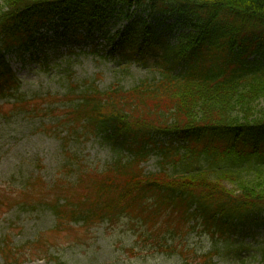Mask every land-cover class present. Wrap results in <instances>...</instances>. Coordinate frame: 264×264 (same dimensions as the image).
<instances>
[{"label":"trees","instance_id":"obj_1","mask_svg":"<svg viewBox=\"0 0 264 264\" xmlns=\"http://www.w3.org/2000/svg\"><path fill=\"white\" fill-rule=\"evenodd\" d=\"M0 1V97L17 89L4 52L43 43V30L101 32L152 73L130 89L77 96L76 122L113 157L94 173L82 161L69 169L76 182L49 200L57 220L140 226L158 250L186 254L184 239L200 229L208 261L264 259V235L244 242L264 230V0ZM141 14L155 24L139 27ZM115 18L133 20L112 32ZM153 152L158 168L147 171Z\"/></svg>","mask_w":264,"mask_h":264},{"label":"rangeland","instance_id":"obj_2","mask_svg":"<svg viewBox=\"0 0 264 264\" xmlns=\"http://www.w3.org/2000/svg\"><path fill=\"white\" fill-rule=\"evenodd\" d=\"M131 20L113 19L111 31L123 29ZM144 20L155 24L141 14L139 27ZM79 34L76 41L70 35L65 41L50 32L51 40L38 54L42 61L11 60L20 84L14 100H0V262L5 258L19 264H233L220 253L205 259L212 242L200 229L184 239L189 243L186 254L180 248L158 250L144 239L140 226L78 225L56 219L49 200L57 196L54 187L76 182L77 175L69 169L75 170L82 161L94 173L113 157L107 144L76 122L73 110L79 101L72 103L76 94L105 92L117 85L130 89L152 75L142 62H118L124 57L101 35L83 39ZM158 160L153 152L145 169H157ZM258 231L247 233L244 242L255 234L263 238L264 230ZM237 237L242 241L240 234ZM245 264H264V259L249 258Z\"/></svg>","mask_w":264,"mask_h":264}]
</instances>
